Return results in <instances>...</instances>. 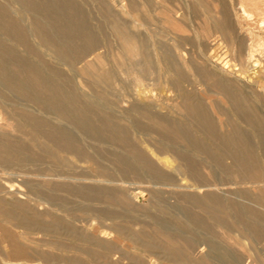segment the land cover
<instances>
[{"label":"rangeland","instance_id":"1","mask_svg":"<svg viewBox=\"0 0 264 264\" xmlns=\"http://www.w3.org/2000/svg\"><path fill=\"white\" fill-rule=\"evenodd\" d=\"M67 1L56 0L58 4ZM70 1L77 9L62 12L67 30H74L84 17L100 40L107 36L87 57L93 63L88 72L110 69L111 87L95 84L82 70L84 62L73 61L74 53L82 48L79 38L52 26L55 42L48 41L30 20L26 23L35 48L9 35L7 11L15 18L30 13V6L21 0H0V57L15 65H22L20 57H25L45 78L71 94L78 92L74 99L81 103L97 98L87 114L97 115L100 123L113 120L130 136L115 143L91 138L68 117L63 124L78 133L81 142L60 148L46 137L50 132L59 136V132L25 120L13 110L10 99L2 94L16 91L0 79V142L17 149L20 156L0 166V264H264V221L249 218V225L226 216L227 228L219 221L222 214L216 216L214 205L204 197V192H214L264 214V130L242 120L241 111L233 106L243 99L249 112L264 123V0ZM33 4L39 10L36 18L45 20L42 1ZM130 42L135 46L132 55L124 46ZM61 46L69 53L60 50ZM8 47L17 53H10ZM257 58L259 64L254 66ZM26 81L33 85L30 76ZM215 82L232 92H220ZM29 107L59 122L54 113ZM185 109L201 113L199 121L213 123L225 140L237 136L234 129L251 137V150L255 149L260 163V182L253 184L235 170L219 147L210 145L204 133L186 121ZM154 114L159 120H154ZM163 124L179 125L197 138L195 149L190 148L196 158L204 159L202 148H215L210 151L216 161L208 164L219 184L197 187L199 178L178 167L155 134L156 130L165 132ZM103 132L109 133L108 128ZM123 141L131 142L145 159L133 157ZM183 145L178 143L179 148ZM229 147L243 149L232 142ZM34 150L41 159L32 158ZM109 150L126 153L142 176L121 175ZM87 151L97 154L90 159ZM98 164L112 168V176L99 173ZM201 172L207 176L210 169L204 165ZM69 183L84 186L86 191H69L63 186ZM260 192L263 200L257 199ZM195 195L202 198L201 203L190 199ZM64 199L69 202L63 204ZM86 205L100 212L93 213ZM184 208L202 216L213 233L186 226L179 240H170L167 235L176 229L167 221L181 222ZM112 211L118 215L112 216Z\"/></svg>","mask_w":264,"mask_h":264},{"label":"bare ground","instance_id":"2","mask_svg":"<svg viewBox=\"0 0 264 264\" xmlns=\"http://www.w3.org/2000/svg\"><path fill=\"white\" fill-rule=\"evenodd\" d=\"M21 1L30 6V8H31L29 10L30 13L29 12L26 13L24 15L25 18H22V17L15 18L12 16V14L9 11H7V16L5 15L7 18L6 32L9 33V35H12L17 41H19L20 43L24 44L27 47L35 48L32 45V39H31L32 35L30 34V30L28 28L26 20H30L32 23H34L35 24L34 26H37L39 28L38 30L42 31L45 38L51 42H55L54 41V34H53L52 30L50 29V27L54 26L58 30L62 31L64 35H67L69 37H76L77 39L79 38L83 42L84 45L83 44L81 45L82 48L80 50H78V52L74 53L76 58L73 61H75V62L83 61L84 62V65L82 66L83 71L88 72L89 70L93 69V67H92L93 63L90 62L87 59V57L89 55L93 54L96 51V49L99 48L100 45L104 43V41H106L107 36L104 34L102 37L103 41L100 40L94 34V30L91 27V25L88 23V20H86L84 17L80 18L75 23V29L74 30H67L65 28L64 20L62 18V12L66 8L71 9V10H76L77 7L73 2H71L69 0L65 4H62V2H61V4L60 3L58 4L56 2V0H41L43 3V9H41L40 11H43V14L46 15L45 20L41 21V20L37 19L35 16V15H39V10L33 8V5H34L33 1L34 0H21ZM38 2H40V1H38ZM78 11H79V9H78ZM4 28H5V26H4ZM129 37H131V36H129ZM124 38H125V36H124ZM123 45H124V43H123ZM63 46L59 47L60 50H62L64 52L65 51L68 52V50ZM124 46L127 49L126 50L127 53H129L131 55L135 53L134 52L135 46H133V44L131 42L124 45ZM8 51L10 53H17V50L13 47H8ZM133 57H134V55H133ZM20 59H21L22 65H15L10 60H8L4 57H0V79L3 81V83L10 85L16 91V92H3L2 96L10 99L11 102H9V103H11L13 110H16L15 112H17V114H19L22 118H25V120L35 121L37 123L36 125L41 124L43 126L49 127L50 131L53 130L55 132H59V136L55 135L56 137L51 135L52 132H50L49 134L46 135V137L49 138L52 142H54L58 147L65 148L71 142L75 145H80V142H81L80 141V135H78V133L74 132V130L72 131V128L70 129L68 127H65V125L63 124L64 120L70 119L68 117H71V118L73 117L74 120L77 122L76 126L79 129H81V131H83L88 137L95 138V139H107L112 143L118 142V141H120V139H123V140L128 139V137L130 135L127 132V130L120 128L119 125L117 123H115L113 120L112 121H106V123L105 122L100 123L98 120H97L98 122L96 121V118L98 117L97 115L87 114V112L89 110L88 108L92 107V105H94L97 102L96 101L97 98H93L92 100L87 99L83 103L75 100L74 95L78 92H74V94L67 92V90H65L64 87H62V85H60L59 83H57L55 81H51V80L45 78L44 76H42L38 67H36V65L34 63H31L29 60H27L23 56H21ZM258 61L259 60L257 58V63H254L255 65L254 64L253 65L256 66L257 64H259ZM58 71H60V70H58ZM88 73L91 75L92 80L95 84L103 82L107 86H110L111 79H112V72L110 69L103 70L102 72L97 71V70L96 71L93 70V72L90 71ZM26 76H30L32 78L33 85H30L26 81ZM215 84L217 85L216 87L219 88L220 92H223V93L232 92L227 87H225L224 85H221L219 82H215ZM239 98H240V96H239ZM6 100H8V99H6ZM240 100H241V98H240ZM242 101H243V99H242ZM242 101H236L233 103V106L236 108V110L238 109L241 111L240 115H241L242 120H244L245 122H247L249 124H252V126L255 128H259V129L264 130V123L257 118L258 116L256 117L254 114L249 112L250 110L247 109L246 103L244 104ZM244 101H245V99H244ZM31 105L32 106H38L39 108H41L42 110H44L46 112L54 113L57 116V118L59 119V122H56V120H55L56 123H53V122L49 121L46 117H44V115H43V117H42V115L41 116L37 115L29 107ZM190 107H192V106H190ZM90 111H91V109H90ZM200 115H201V113H199L198 111H193L190 109H185L183 111V116L185 117L186 121L193 124L195 126V128L202 131L204 133V138L207 141H209L210 145L212 143L213 145H215V147L216 146H217V148L219 147L220 151L222 152V155L223 154L226 155L231 160L232 164L235 167V170L241 172L245 177H248L250 179L251 183H253V184L259 183L260 182V180H259V171H260L259 164L260 163H259L258 155H257L255 149L251 150V146H253V142L251 141V137L245 135L243 132L236 131L234 129L233 130L234 132L233 131L232 132H233V134L237 133V136L236 137L235 136L229 137L228 140L227 139L225 140L224 137L221 136V134L217 133L216 126L213 123H208V124L201 123V121H199ZM154 120L155 121L159 120L157 114H154ZM105 127L108 128L109 133L103 132V129ZM163 127L165 128L164 133L158 132L157 130L155 131L157 138L165 145V147H168V149L170 150L172 155L178 161V167H180V169L182 171L192 173L199 178L198 181L195 183L196 186L197 187H210V186H216L217 184H219L218 182L215 181L216 179L215 180L213 179L214 178L213 177L214 176V168L210 164H208V162L210 163V161H216V158L212 155V152L215 148L214 149L212 148L213 150L210 149L212 152L207 147L202 148L201 151L204 155V159H202L199 154L198 155L200 156V158H198V156L196 158L197 154L195 153L196 155L193 156L194 153L190 152V148L194 147L193 149H195V146L197 145V138H194L189 131L183 129L179 125L175 126L172 124V126L171 125L169 126V125L163 124ZM195 131H197V130H195ZM224 136H226V135H224ZM231 142L233 144L236 143L238 146H241L243 149H240V150H238L237 148L232 149L233 148L232 144H231L232 148H230L229 144ZM178 143H184L186 145V147L183 145L184 146L183 148L182 147L179 148ZM202 143H203V141H202ZM207 143L204 142L203 144H207ZM125 144L132 151L133 157H135L138 160L145 159V156L140 152L139 149L134 148V146L131 142L127 141ZM210 145H206V146L210 147ZM16 147H18L17 144H16ZM198 147H199V149L201 148L200 145ZM160 153H164V152L162 151ZM87 154H88L90 159H93V157L97 154V152L96 151L95 152H88L87 151ZM107 154L110 157V159L113 160L114 164L118 166V168H116L115 170H117L121 175L142 176L143 172L141 171V169L138 168L134 164V161L131 160V158L128 155H125L126 153L123 155V154L116 153L113 150H109V151H107ZM19 158H20V156H19V152L17 149L12 148L11 145H9L6 142H0V166H3L4 164H7L10 161L15 162ZM32 158L34 160H38V159H41V155L40 156L37 155V152L34 150V151H32ZM24 164H26V163H24ZM100 164H102V163H100ZM204 165L210 169V173L207 176L201 172L202 166H204ZM96 168L99 171V173H101L102 175L107 176V177L112 176V168L105 167V165L103 166V165H99V164L96 166ZM159 174H160V176H164L163 172H159ZM242 174H241V176H243ZM45 176L46 175H44V177ZM40 177H42V176H40ZM46 181H44V182L46 183ZM48 181L50 182V180H48ZM262 182H263V180H262ZM63 186L66 187L69 191L83 192L85 190L84 186H74V185H71L70 183L69 184H63ZM31 187L36 189V187L34 185H31ZM91 190H94V189H91ZM262 192L259 193V196H257V199L263 200ZM83 195H85V194H83ZM204 197L207 198L208 200H210V203L212 204V206L214 205L213 211H214L215 215L217 214L216 216H218V214L219 215L222 214V216L220 215V217L219 216L218 217H219V221L224 222L223 223L224 225H226L225 224L226 221L224 220V218L226 216H231L232 218L236 217L242 223H246V224L248 223L249 225H251V223H252L249 220V218H254L256 220L264 221V214L263 213L259 212L256 209H253L251 207H248V206L240 203V201H237L234 199L227 201L223 198V196L221 197V196L215 194L214 192L213 193L212 192H204ZM190 199H192L193 202H194V200L197 202H199V200L200 201L202 200V198L200 196H196V195L191 196ZM192 200H190V201H192ZM68 202H69L68 199H64V201L62 203L67 204ZM199 203H201V202H199ZM84 208H86L87 210H89L93 213L98 214V211L100 212V210L93 209L91 206H88V205L84 206ZM210 209L212 210L213 208H210ZM183 211L185 213L184 214L185 216H184V219L182 218L183 220L181 222L173 221L174 218L172 220L167 221L172 225V227H174V229H176L174 234L167 235L170 238V240L176 241L178 238L180 239V237H178V236H182V233H184L183 230L186 226L202 227V228L208 229L210 232L213 233L214 228L212 229L211 224H209L202 216H200L199 214H197L194 211H191L188 208H184ZM107 213H109V212H107ZM104 214H106V213H104ZM110 214H112V216H117L118 212L112 211V212H110ZM107 217H108V215H107ZM178 217H179V215H178ZM249 221H250V223H249ZM255 222H257V221H255ZM246 224H244V225L242 224V225L245 226ZM256 225H260V224H256ZM227 228H228V226H227ZM253 234L255 236H259L260 232L254 231ZM253 238H254V236H253ZM181 239H182V237H181ZM189 246L193 247L194 244L190 243Z\"/></svg>","mask_w":264,"mask_h":264}]
</instances>
